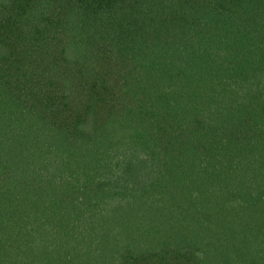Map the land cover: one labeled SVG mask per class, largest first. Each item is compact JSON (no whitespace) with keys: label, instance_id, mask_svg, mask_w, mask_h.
<instances>
[{"label":"trees","instance_id":"1","mask_svg":"<svg viewBox=\"0 0 264 264\" xmlns=\"http://www.w3.org/2000/svg\"><path fill=\"white\" fill-rule=\"evenodd\" d=\"M0 264H264V0H0Z\"/></svg>","mask_w":264,"mask_h":264}]
</instances>
